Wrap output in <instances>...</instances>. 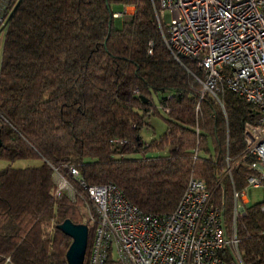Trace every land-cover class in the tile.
<instances>
[{
  "label": "trees",
  "instance_id": "1",
  "mask_svg": "<svg viewBox=\"0 0 264 264\" xmlns=\"http://www.w3.org/2000/svg\"><path fill=\"white\" fill-rule=\"evenodd\" d=\"M123 6L133 12L118 27L112 13ZM158 7V0H21L15 9L0 56V159L41 163L0 168V264H67L71 240L56 226L83 223V199L79 189L75 201L55 196L53 168L66 174L73 166L87 184L112 183L148 214L172 211L192 175L231 223L233 190L254 173L253 159L241 157L245 124L258 123L259 113L224 83L223 108L201 93L203 71L166 47ZM155 114L166 128L145 141L140 129ZM262 204L248 203L236 221L244 264H264ZM92 236L89 225L83 264Z\"/></svg>",
  "mask_w": 264,
  "mask_h": 264
},
{
  "label": "built area",
  "instance_id": "2",
  "mask_svg": "<svg viewBox=\"0 0 264 264\" xmlns=\"http://www.w3.org/2000/svg\"><path fill=\"white\" fill-rule=\"evenodd\" d=\"M168 10L164 42L176 59L188 57L203 71L197 80L217 101L220 83L255 106L258 123L245 124V149L254 171L241 190H233L231 223L210 202L212 192L190 176L176 207L165 214L143 213L112 183L87 184L78 170L53 168L55 196L83 199L84 224L93 228L86 264H244L236 221L245 215L249 187L264 184V0H158ZM9 0L0 3V27ZM127 7L114 18L131 14ZM132 8V7H131ZM133 9V8H132ZM151 53V49L148 51ZM230 167L225 174H230ZM264 213V204L260 207ZM52 228V227H51Z\"/></svg>",
  "mask_w": 264,
  "mask_h": 264
},
{
  "label": "rangeland",
  "instance_id": "3",
  "mask_svg": "<svg viewBox=\"0 0 264 264\" xmlns=\"http://www.w3.org/2000/svg\"><path fill=\"white\" fill-rule=\"evenodd\" d=\"M133 10L130 6L127 7V12L130 13ZM158 12L160 17L164 22H170V14L168 10H164L159 7ZM128 16L124 15L122 18L116 21V26H121L123 20H127ZM3 37H4V30H0V56L2 52V45H3ZM166 94V93H165ZM163 95V93H157L153 95V102L159 107V98ZM160 109V107H159ZM162 116H166V112L160 109ZM157 114L146 116L147 125H144L140 129V135L145 141H150L153 138L159 137L166 128V123L163 120V117ZM160 153H164L161 151ZM41 163L40 159H15L12 161L0 159V168H5L7 166H11L13 168H24V167H32L37 166ZM245 197L247 198L248 203H255L260 202L264 198V184L257 187H249L245 192Z\"/></svg>",
  "mask_w": 264,
  "mask_h": 264
},
{
  "label": "water",
  "instance_id": "4",
  "mask_svg": "<svg viewBox=\"0 0 264 264\" xmlns=\"http://www.w3.org/2000/svg\"><path fill=\"white\" fill-rule=\"evenodd\" d=\"M20 1L17 0L10 10L0 30L4 29ZM56 228L71 240L65 253L67 264H83L87 248L88 226L84 223L75 224L71 220L65 219L57 224Z\"/></svg>",
  "mask_w": 264,
  "mask_h": 264
}]
</instances>
